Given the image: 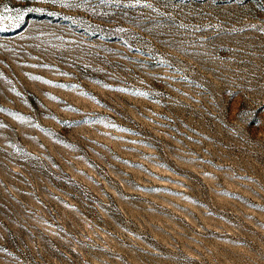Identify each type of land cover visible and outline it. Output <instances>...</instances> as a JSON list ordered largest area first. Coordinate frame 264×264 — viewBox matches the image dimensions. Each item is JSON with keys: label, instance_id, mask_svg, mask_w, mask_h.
<instances>
[{"label": "rangeland", "instance_id": "rangeland-1", "mask_svg": "<svg viewBox=\"0 0 264 264\" xmlns=\"http://www.w3.org/2000/svg\"><path fill=\"white\" fill-rule=\"evenodd\" d=\"M0 264H264V0H0Z\"/></svg>", "mask_w": 264, "mask_h": 264}]
</instances>
